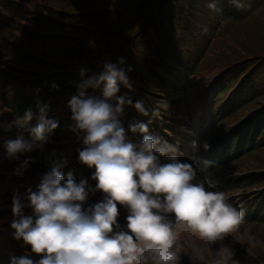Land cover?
<instances>
[{
	"label": "trees",
	"instance_id": "16d2710c",
	"mask_svg": "<svg viewBox=\"0 0 264 264\" xmlns=\"http://www.w3.org/2000/svg\"><path fill=\"white\" fill-rule=\"evenodd\" d=\"M208 3L194 14L195 0H0V234L5 235L0 242L13 235L14 193L35 191L54 162L67 161L65 179L71 173L77 182L87 179L95 187L94 170L79 163L82 143L71 131L67 105L76 95L81 69L98 75L104 63L122 58L133 69V91L121 88L120 95L133 103L145 100L149 107L165 100L168 112L153 121L151 131L172 144L168 135L181 126L178 114L198 124L202 108L186 111L182 105L196 91V81L204 79L200 76L216 72L212 84L225 81L214 103L227 114L200 141L210 146L225 141L220 154L225 161L213 171L214 179L221 189L242 196L245 222L227 247L238 264H264V0H247L245 11L219 0L220 11L213 12L205 9ZM214 89L201 98L210 103L218 86ZM45 106L46 118L59 128L42 151L20 158L36 163L17 178L13 172L19 163L5 159L4 144L21 135L30 140ZM27 112L31 122L17 126ZM122 119L126 126L148 122L134 108H126ZM213 146L190 156L210 158ZM233 175L245 177L230 179ZM101 195L88 203L98 204Z\"/></svg>",
	"mask_w": 264,
	"mask_h": 264
},
{
	"label": "clouds",
	"instance_id": "9594fccd",
	"mask_svg": "<svg viewBox=\"0 0 264 264\" xmlns=\"http://www.w3.org/2000/svg\"><path fill=\"white\" fill-rule=\"evenodd\" d=\"M230 3L238 11L247 8V0ZM218 4L210 0L207 6L219 12ZM125 64L122 58L117 64L106 62L91 76L80 70L76 95L67 106L71 131L82 143L79 163L94 170L95 187L87 179L77 182L71 173L65 179L67 161L58 160L40 177L35 191L28 187L23 196L14 193L12 239L30 251L12 257L10 264H181L183 249L200 264L203 257L191 239L194 234L212 254V264H238L230 247H220L214 255L211 248L245 222V213L216 181L200 177L197 164L182 161L178 145L153 134V121L168 112L165 100L149 107L145 100L133 103L120 95L121 88L133 91V69ZM126 108H134L148 122L126 126ZM47 110H41L30 140L21 135L4 144L5 159L19 163L13 172L17 178L36 163L20 158L42 151L59 128L46 118ZM31 120L27 112L16 124L25 127ZM192 148L211 151L208 143ZM198 164L213 167L207 160ZM96 193L103 194L102 202L85 208ZM120 208L128 212L126 229L118 223ZM181 231L188 237L182 242L177 240Z\"/></svg>",
	"mask_w": 264,
	"mask_h": 264
},
{
	"label": "rangeland",
	"instance_id": "374dc122",
	"mask_svg": "<svg viewBox=\"0 0 264 264\" xmlns=\"http://www.w3.org/2000/svg\"><path fill=\"white\" fill-rule=\"evenodd\" d=\"M195 1L197 2V4L193 8L194 14L200 10L202 5L204 6L205 4L210 2V0H195ZM198 1L200 3H198ZM205 9L208 10L209 9L208 6ZM211 24H212V22L210 20H208V25H206V26H210ZM206 29H209V28H206ZM216 76H217L216 72L205 73L204 76H202V75L200 76L201 78H204V79H200V80L196 81V82H198L197 87H196L197 88L196 91L193 94L188 95L190 97L188 102L184 103V105H182V106L186 107V111H200L201 108H203V110L205 111V109L207 107L206 98L203 99V97L201 98V96L206 90H207L206 94L208 93V88L210 89V92L213 93V91H216L214 89L216 87V85L218 86L217 92L215 94H213V97L210 96L211 100H214L217 97V95H219L222 92V87L225 86V81L221 82V80H220L219 82H216L215 85L212 84V83H215L214 79ZM210 97H209V99H210ZM216 112H217V109H216ZM178 113H180L179 110H178ZM199 116H201V119L204 118L203 114L202 115L199 114L197 117H199ZM212 116H213V112L211 110H208V112L205 115V119H203L204 124L209 123V119H211ZM188 118H189L188 115H186L185 113H182L181 115L178 114V119L188 120ZM186 133H187V131H184V134H186ZM189 133H190V136L193 137L192 132H189ZM187 157H188L187 152L186 153L181 152L182 161H186L188 159ZM191 161H192V163H195L196 159H192ZM199 161H201V160H199ZM221 161H222V159H221ZM198 167L200 169L199 175L201 173H204V174L207 173L206 176L210 174V178H213L215 176L211 173V169L204 168L203 164L202 165L200 164ZM209 170H210V172H209ZM201 175H200V177H201ZM237 203H238V200L235 202L234 205H236ZM234 233H236V232H234ZM0 235H2L3 237L5 236L3 234H0ZM233 238H235L234 234H228L225 237H223L222 241L219 244H217L211 248V252L213 253V255L215 254V252H217L219 250L220 247H227L228 242H230L229 240H233ZM186 239H188V237L182 231L178 233V235H177L178 241L182 242ZM191 239H193L195 241L196 246L199 248V250L202 253V257H203L202 261H204V262L200 263V264H212V254L209 253L208 249L206 248V246L204 244V241L198 235H195V234L192 236ZM3 241L5 242L6 247L9 245L8 247L12 251H14V253H16V254H13L10 249H6L7 252L6 251L0 252V264H10L12 257L23 256V254L17 253L18 252L17 246L15 243L11 242V239L5 238V239H3ZM22 243L23 242L19 243V245H22ZM181 264H199V262L193 261L191 259L190 252H188L187 249H183L182 253H181Z\"/></svg>",
	"mask_w": 264,
	"mask_h": 264
}]
</instances>
